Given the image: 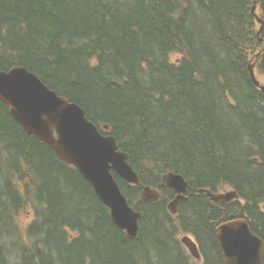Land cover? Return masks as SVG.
<instances>
[{
    "label": "trees",
    "instance_id": "trees-1",
    "mask_svg": "<svg viewBox=\"0 0 264 264\" xmlns=\"http://www.w3.org/2000/svg\"><path fill=\"white\" fill-rule=\"evenodd\" d=\"M13 67L116 139L142 185L114 177L142 218L130 240L0 100V264H195L182 233L225 264L216 227L242 217L264 239V0H0V69ZM169 172L190 184L177 215Z\"/></svg>",
    "mask_w": 264,
    "mask_h": 264
},
{
    "label": "water",
    "instance_id": "water-1",
    "mask_svg": "<svg viewBox=\"0 0 264 264\" xmlns=\"http://www.w3.org/2000/svg\"><path fill=\"white\" fill-rule=\"evenodd\" d=\"M250 73L259 86L253 66ZM0 100L10 108L12 117L26 134L46 144L62 162L76 167L98 199L109 208L116 226L125 231L130 240H135L142 213L131 207L113 172L130 184L140 186L141 182L128 163V154L119 150L115 138L104 136L83 108L59 96L25 67L0 69ZM162 183L176 195L168 204L170 213L175 215L181 203L188 200L190 184L183 175L174 172L164 174ZM199 192L221 204L239 198L235 191L213 193L202 189ZM141 196L148 202L162 197L150 187H144ZM216 235L225 264H264V241L253 232L246 218L221 223L216 227ZM182 242L193 257L201 259L198 245L190 237H184Z\"/></svg>",
    "mask_w": 264,
    "mask_h": 264
},
{
    "label": "rangeland",
    "instance_id": "rangeland-1",
    "mask_svg": "<svg viewBox=\"0 0 264 264\" xmlns=\"http://www.w3.org/2000/svg\"><path fill=\"white\" fill-rule=\"evenodd\" d=\"M225 191H228V189H224L222 192H225ZM186 236H190L192 239H194L195 240V238L192 236V235H190V234H184V233H182L181 234V236H180V241H181V239H183L184 237H186ZM196 241V240H195ZM182 244V243H181ZM182 247L188 252V250L182 245ZM189 253V252H188ZM192 257V256H191ZM192 259H193V262H195V264H203V262H202V260L200 259V260H196L194 257H192Z\"/></svg>",
    "mask_w": 264,
    "mask_h": 264
}]
</instances>
